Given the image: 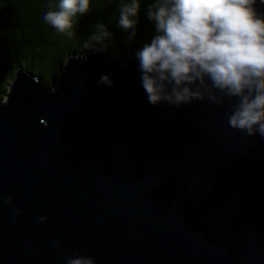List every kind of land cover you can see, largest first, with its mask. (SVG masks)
<instances>
[{"label":"water","instance_id":"1","mask_svg":"<svg viewBox=\"0 0 264 264\" xmlns=\"http://www.w3.org/2000/svg\"><path fill=\"white\" fill-rule=\"evenodd\" d=\"M137 50L72 54L53 85L17 70L0 99V264H264V138L228 124V100L150 103Z\"/></svg>","mask_w":264,"mask_h":264},{"label":"clouds","instance_id":"2","mask_svg":"<svg viewBox=\"0 0 264 264\" xmlns=\"http://www.w3.org/2000/svg\"><path fill=\"white\" fill-rule=\"evenodd\" d=\"M92 3L58 0L42 19L72 37L78 17L89 13ZM258 4L264 0H152L145 15L154 34L135 53L149 102L179 106L207 100L222 105L228 100V124L264 138V12ZM141 9L142 0L120 2L118 24L129 40L137 35ZM113 36L108 25L98 22L89 40L106 48ZM100 83L112 85L114 80L105 74ZM11 200L9 196L5 202ZM65 262L96 264L94 257L78 253Z\"/></svg>","mask_w":264,"mask_h":264},{"label":"trees","instance_id":"3","mask_svg":"<svg viewBox=\"0 0 264 264\" xmlns=\"http://www.w3.org/2000/svg\"><path fill=\"white\" fill-rule=\"evenodd\" d=\"M121 0H93L91 11L78 17L76 34L68 37L58 33L43 19V14L55 7L58 0H0V99L6 97L19 67L34 72L45 85H53L54 78L72 54H85L92 46H101L107 56L139 49L154 34V25L145 15L152 0H142L140 23L135 39L118 24ZM108 25L114 36L103 44L89 40L94 26Z\"/></svg>","mask_w":264,"mask_h":264}]
</instances>
